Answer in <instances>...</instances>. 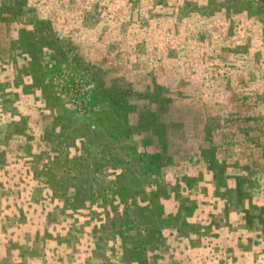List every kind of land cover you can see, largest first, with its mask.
I'll return each instance as SVG.
<instances>
[{
  "label": "rangeland",
  "instance_id": "obj_1",
  "mask_svg": "<svg viewBox=\"0 0 264 264\" xmlns=\"http://www.w3.org/2000/svg\"><path fill=\"white\" fill-rule=\"evenodd\" d=\"M0 264H264V0H0Z\"/></svg>",
  "mask_w": 264,
  "mask_h": 264
}]
</instances>
